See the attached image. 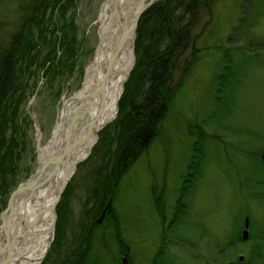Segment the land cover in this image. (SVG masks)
I'll list each match as a JSON object with an SVG mask.
<instances>
[{
    "label": "rangeland",
    "instance_id": "rangeland-1",
    "mask_svg": "<svg viewBox=\"0 0 264 264\" xmlns=\"http://www.w3.org/2000/svg\"><path fill=\"white\" fill-rule=\"evenodd\" d=\"M107 1L72 0L65 7L52 0L45 17L32 25L30 49L19 60L20 81L26 85L15 113L19 157L7 161L5 176L0 171V183H8L0 195L3 210L13 191L37 171L40 147L53 138L64 101L83 87L101 41L100 17ZM162 1L147 0L150 6L144 13L149 15ZM35 2L0 0V52L21 30L24 17L38 16ZM208 2L211 6L201 8L191 32L197 48L186 51L173 74L175 85L188 64L157 138L117 180L115 212L107 210L109 193L95 194L99 181L106 188L114 178L110 171L102 172L113 139L106 135L100 140L107 127L114 131L119 111L98 132L91 152L78 163L57 200L55 237L39 264H71L85 252V264H264V0ZM144 13L137 24L134 62L124 92L140 64L142 47L156 43L140 34L141 29H158L151 15L142 21ZM173 14L170 23L175 29L190 22V14L181 7ZM242 16L244 23L239 25ZM161 27L166 29L163 23ZM168 41L163 38L161 46ZM51 65L55 68L50 76L43 73ZM59 150L60 144L58 156L64 149ZM195 171L198 177L191 174ZM104 214L111 220H102ZM247 218L250 232L243 239ZM174 220L179 221L173 224Z\"/></svg>",
    "mask_w": 264,
    "mask_h": 264
},
{
    "label": "trees",
    "instance_id": "trees-1",
    "mask_svg": "<svg viewBox=\"0 0 264 264\" xmlns=\"http://www.w3.org/2000/svg\"><path fill=\"white\" fill-rule=\"evenodd\" d=\"M51 1L52 0H36L34 8L39 11L38 16H35V13H33L31 16L25 18L24 23L21 24V26L23 25L21 30L18 29L15 34L10 36L7 48L0 52V171H2V176H5L4 174L7 173V169L10 166V164H7V161L9 159L17 161L19 157L17 152L18 148H15L20 142L17 139L18 128H16L17 120L15 119V113L18 111V101L22 95L21 92L20 96H18L19 90L16 89L17 84H20L19 60L25 52L27 53V48L30 49L31 29H33L35 23L38 24V22L41 21L40 18L45 17L44 14L48 6H52ZM62 1L63 0H55L58 6L60 4L64 6ZM70 1L72 2V0ZM208 1L209 0H163L152 8L149 15H146V12L144 13L145 15H143L142 21L144 22H146L149 19L148 16L151 15L150 18L154 22L153 25L157 26L158 29L156 32L155 30L145 29L144 33L141 29L140 34L142 33L141 35L147 39H154L156 43L151 45L152 41H149V43H147L148 45L146 44V46L142 47L144 50L143 55L140 56V64H137L132 76L128 79L129 81L126 84L125 92L119 101V115L114 122V131L109 129L113 126L107 127L100 140L101 143L106 135L108 136V140L112 137V145L114 146L105 154L104 160L106 162V169L102 171H110V176L114 178L111 179L106 188H104L102 182L99 181L95 194V196L98 195V197H102L109 193V204L107 205V210L109 212L112 210L113 213L115 212L113 195L117 189V180H120L121 177L129 171L132 164L143 155L142 152L144 150H149L150 146L153 144L152 142L158 136V130L161 128L164 116L168 113L167 109L169 108L171 99L177 91H179V87L183 83L184 77L189 70V67H187L188 64L185 66L188 70L185 69L184 72L182 71V76L175 85L172 83L174 79L173 74L176 72L178 62L186 51H188L190 47H193L194 51L197 48L194 46L195 39L191 38V32L193 27L198 25V20L201 17V8L205 7L207 9L211 6V3ZM246 3L247 5L249 4V2ZM172 4H177L174 7H181L186 11V14H190L191 16V19H189L190 22L181 29H175L173 25L171 26L172 23H170V20L174 18L173 13L175 9L178 8H171ZM57 9L59 13V8L54 10ZM41 10L42 16L40 13ZM246 13H248L247 10ZM243 21L244 17L242 16L238 21L240 22L239 25L243 24ZM162 23L166 25L165 30L161 27ZM156 37L159 38L155 39ZM166 37H168L169 41L165 47H162V40ZM233 38L234 37H230V43H233ZM224 54H226L227 57L226 62L230 65L232 56L229 54V49H226ZM222 85H220V92L224 89ZM9 131L10 135H8ZM205 143L206 140L203 141L202 144L205 145ZM10 145H12L11 148ZM191 174H195L196 177H198L196 171L194 173L191 172ZM7 186L8 183L5 181L0 183L1 196L5 193V188ZM179 195L181 196V193ZM182 199L183 197L179 198L178 205H180ZM97 208L99 210L102 209L99 207ZM180 208L179 206L178 209ZM1 210L3 209L0 203V211ZM181 214L179 220L183 217ZM104 218L105 220H111L108 217V219H106L105 214L102 220H104ZM175 222L174 220L173 224H175ZM86 253L87 252H85L84 255L78 253L80 258L78 257V260H74L71 264H85L84 260L87 256ZM66 264H68V262Z\"/></svg>",
    "mask_w": 264,
    "mask_h": 264
},
{
    "label": "bare ground",
    "instance_id": "bare-ground-1",
    "mask_svg": "<svg viewBox=\"0 0 264 264\" xmlns=\"http://www.w3.org/2000/svg\"><path fill=\"white\" fill-rule=\"evenodd\" d=\"M62 3L65 7H69L71 1L63 0ZM139 4L140 0H108L103 6L99 27L101 41L97 46L93 62L87 66L83 87L64 101L62 121H59L58 129H55L51 141L40 147L39 159L43 163L48 153L54 151L58 154L59 144L60 150L64 149V153L67 143L65 139L68 136L72 139V143L78 139L81 144L77 143L76 147H72L65 162L55 167L56 175L50 179L54 182H46L47 187L46 184L35 189L28 187L16 197L7 235L3 234V225L0 224V250L6 244L8 236V238L15 237L11 244L12 259L8 264H39L41 256L55 237L51 239L52 235H55L52 232L53 212L48 208L55 202L58 187L67 176H73L77 172L78 160L87 158L97 142V136L100 134L98 132L117 117L119 101L124 93L123 86L134 62L133 45L137 37L131 25L140 7ZM110 7L113 8L112 13L108 11ZM36 44L40 48L43 47L37 42ZM53 68L55 66L51 65L43 73L50 76ZM25 87L26 85L20 81L16 89L24 93ZM19 147L20 142L15 148ZM44 176H41V179ZM51 186L53 188L50 189ZM176 203L179 207V201ZM35 220L39 224L34 222ZM243 224V233L250 232L245 222Z\"/></svg>",
    "mask_w": 264,
    "mask_h": 264
},
{
    "label": "water",
    "instance_id": "water-1",
    "mask_svg": "<svg viewBox=\"0 0 264 264\" xmlns=\"http://www.w3.org/2000/svg\"><path fill=\"white\" fill-rule=\"evenodd\" d=\"M139 5H140V7H139L138 11L136 12L134 20H133V23L131 25L132 31H133L134 34L136 33V30H137V24L139 23L140 18L142 17L141 15L150 6V2H147V0H140V4ZM134 45H135V39H134ZM134 45H133V48H134ZM98 137H99V135L97 136V138ZM77 143H80V141H78V139H76V142L72 143V141L70 142V137H69L68 140H67V143L65 145V152L64 153H61L60 156L56 155V153H54V151L50 152V154L48 153V155L44 157V162L43 163L40 162V165L38 166L37 171L28 180V182H24L23 184L19 185V187L16 188L13 191V193L11 194V196L8 199L7 207L0 213V219L2 220L3 229H4L3 230L4 231L3 234H5V235L8 234V230H9L10 225H11L10 224V218H11V215H12L11 212H12V209H13V207L15 205L14 201H15L16 197L19 194H21V191H25L28 187H31V188L35 189L36 187H42V185L46 184V182L47 183L51 182L50 179H52V177L56 175V174H54L55 171H56L55 167L57 168L59 163L65 162L66 158H68L67 156L70 154L69 152H70L71 148L72 147H76ZM263 157H264V155H263ZM84 159H86V157L83 158V159H79L78 163L81 162ZM43 175H45V176L42 177V179H41V176H43ZM71 177H72L71 175L67 176L65 178V180H63L62 184H60V186L57 189L58 193H57V196H56V198L54 200L55 202L48 208V210H50V211H52L54 213L53 214L54 222H55L56 217H57V214H56V211H55L56 210V205H57V202H58L57 200L60 198L61 194L64 192V189L66 188L67 183H68V181L70 180ZM34 222H38V221L35 220ZM245 224L247 225V229H248L250 227L249 218H247L245 220ZM30 226H31V224L28 226V228ZM28 228H26V230ZM52 232L54 233V226L52 227ZM244 234H245L244 238H248V232H245ZM54 236L55 235H52L51 239H53ZM8 237L6 238L7 241H6V244L4 245L5 247L0 250V264H8L9 261H11V259H12V254H11L12 245L11 244H12L13 240L15 239V237H11V238H8ZM22 237L24 238V235ZM51 244L48 245V248H46L45 252L43 253V255L40 258L39 263L47 255L46 253L49 250ZM23 247L25 248L24 244H23Z\"/></svg>",
    "mask_w": 264,
    "mask_h": 264
},
{
    "label": "flooded vegetation",
    "instance_id": "flooded-vegetation-1",
    "mask_svg": "<svg viewBox=\"0 0 264 264\" xmlns=\"http://www.w3.org/2000/svg\"><path fill=\"white\" fill-rule=\"evenodd\" d=\"M243 239H245L244 236H243Z\"/></svg>",
    "mask_w": 264,
    "mask_h": 264
}]
</instances>
